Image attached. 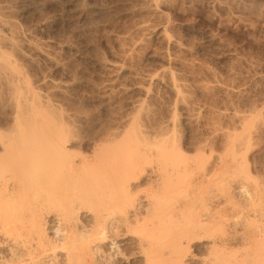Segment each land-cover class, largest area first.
I'll list each match as a JSON object with an SVG mask.
<instances>
[{
	"label": "bare ground",
	"instance_id": "1",
	"mask_svg": "<svg viewBox=\"0 0 264 264\" xmlns=\"http://www.w3.org/2000/svg\"><path fill=\"white\" fill-rule=\"evenodd\" d=\"M9 29L0 15V85L11 111L0 122V264H264V150L262 160L249 153L255 108L239 115L248 128L227 134L222 155L211 144L187 153L172 125L144 128L143 105L123 130L80 151L73 118L5 53L18 49ZM154 72L149 84L162 82ZM166 85L180 99L176 79Z\"/></svg>",
	"mask_w": 264,
	"mask_h": 264
},
{
	"label": "rangeland",
	"instance_id": "2",
	"mask_svg": "<svg viewBox=\"0 0 264 264\" xmlns=\"http://www.w3.org/2000/svg\"><path fill=\"white\" fill-rule=\"evenodd\" d=\"M156 4L152 0H0L1 18L18 45V49L2 50L14 53L10 54L21 62L33 87L52 93L51 102L75 122L73 127L80 133L77 141L85 143L80 151H89L91 143L102 142L111 130H123L143 105L144 128L161 131L172 125L170 130L177 131L174 135L182 150L193 154L196 145H206L222 155L228 149L229 134H242L240 121L246 115H239L253 114L255 108L256 119L247 126L257 130L258 139L249 153L261 157L264 0H163ZM118 66L128 67V74L121 75ZM168 67L173 76L163 73ZM157 70L162 82L149 84L147 74ZM170 77L181 86L180 99L166 87ZM136 88L149 92L145 95ZM0 91V122L5 123L11 111L5 105L7 89L0 85Z\"/></svg>",
	"mask_w": 264,
	"mask_h": 264
}]
</instances>
